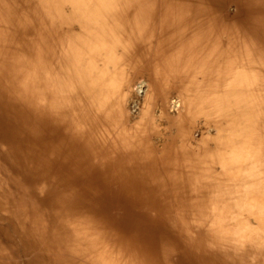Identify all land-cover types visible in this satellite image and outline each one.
Here are the masks:
<instances>
[{
	"label": "bare ground",
	"instance_id": "1",
	"mask_svg": "<svg viewBox=\"0 0 264 264\" xmlns=\"http://www.w3.org/2000/svg\"><path fill=\"white\" fill-rule=\"evenodd\" d=\"M0 264H264V0H0Z\"/></svg>",
	"mask_w": 264,
	"mask_h": 264
},
{
	"label": "rangeland",
	"instance_id": "2",
	"mask_svg": "<svg viewBox=\"0 0 264 264\" xmlns=\"http://www.w3.org/2000/svg\"><path fill=\"white\" fill-rule=\"evenodd\" d=\"M173 100H174V99H173ZM203 122H204V121H203V118H200V119H199V121L197 122V123H199V124H198V125H199V127H201V126H202V124H204Z\"/></svg>",
	"mask_w": 264,
	"mask_h": 264
}]
</instances>
